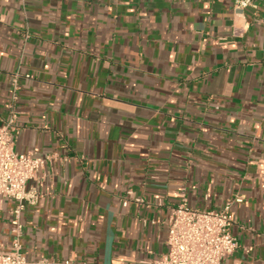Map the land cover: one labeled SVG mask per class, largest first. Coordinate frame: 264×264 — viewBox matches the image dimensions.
Segmentation results:
<instances>
[{
    "label": "crops",
    "instance_id": "obj_1",
    "mask_svg": "<svg viewBox=\"0 0 264 264\" xmlns=\"http://www.w3.org/2000/svg\"><path fill=\"white\" fill-rule=\"evenodd\" d=\"M233 2L0 0V123L19 74L15 152L63 159L28 183L26 261L154 264L182 195L241 194L222 264H264V0Z\"/></svg>",
    "mask_w": 264,
    "mask_h": 264
},
{
    "label": "built area",
    "instance_id": "obj_2",
    "mask_svg": "<svg viewBox=\"0 0 264 264\" xmlns=\"http://www.w3.org/2000/svg\"><path fill=\"white\" fill-rule=\"evenodd\" d=\"M259 0H234V13L241 14L247 8L257 9ZM244 29L233 28V36H241ZM28 75L25 76L27 78ZM19 74L10 79V98L6 104L7 117L0 123V215L2 202L15 203L11 211L9 240L0 244V264H76L73 261L41 260L26 261L21 238V215L27 206L37 203L39 194L28 188L30 181L37 180L38 173L53 161H62L56 155L34 156L19 154L14 150L17 131ZM180 203L170 209L167 221V252L154 264H222L239 248L231 233L230 208L241 204L244 196L235 194L219 210H196L188 206L182 195ZM125 206V204L123 203Z\"/></svg>",
    "mask_w": 264,
    "mask_h": 264
}]
</instances>
